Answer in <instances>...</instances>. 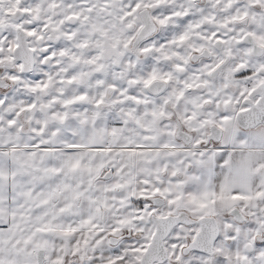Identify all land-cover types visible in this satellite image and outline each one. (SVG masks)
<instances>
[{
  "label": "rangeland",
  "instance_id": "rangeland-1",
  "mask_svg": "<svg viewBox=\"0 0 264 264\" xmlns=\"http://www.w3.org/2000/svg\"><path fill=\"white\" fill-rule=\"evenodd\" d=\"M258 1L264 3L0 0V79L10 84L6 91L0 90V144L31 134L37 142L53 143L57 134L66 136L72 146H98L110 168L123 163L119 160L125 151L138 154L140 146L157 145L153 142L157 139L148 137L150 132L163 131L166 140L161 145L167 148L200 149L185 154L183 165H188L180 170L181 177L160 173L145 186L144 181L134 180L136 188L143 191L142 199L135 202L130 229L117 234L122 241L116 246L108 239L89 241L83 264H140L155 233L153 217L181 212L193 219H217L220 235L214 254L194 251L184 255L183 249L194 240L199 227L180 225L165 241L169 259L164 264H264V221L251 218L240 222L228 212L202 216L208 212L204 206L212 196L211 161L202 151L218 144H206L209 130L217 127L221 131V147H247L264 144V124L240 128L232 119L231 109L236 103V86H227L225 76L216 83L206 75L197 76L219 60L196 67L188 63L192 53L215 40L227 45L240 41L246 19L254 17L250 24L256 23L253 11ZM144 9L151 10L157 33L134 48L132 43L143 27L140 13ZM17 14L20 17L15 19ZM18 27L26 32L35 52V68L30 74L22 72L20 63L15 69L8 66L18 45ZM48 28L55 30L56 42L45 34ZM238 63L235 60L232 66ZM157 80L164 81L167 90L161 97H149L148 86ZM260 80L256 71L239 85L246 89L249 83L255 85ZM199 85L207 91L198 94ZM139 99L145 101L139 104ZM175 116L179 123L174 122ZM177 128L194 135L190 144L176 140ZM153 196L163 198L165 205L154 206L150 200Z\"/></svg>",
  "mask_w": 264,
  "mask_h": 264
},
{
  "label": "crops",
  "instance_id": "crops-1",
  "mask_svg": "<svg viewBox=\"0 0 264 264\" xmlns=\"http://www.w3.org/2000/svg\"><path fill=\"white\" fill-rule=\"evenodd\" d=\"M32 135L0 144V264H83L89 241L122 238L117 234L130 229L143 191L134 180L145 186L160 173L181 177L185 154L200 151L162 146L166 134L160 130L148 135L157 145L140 146L138 154L125 151L123 163L110 168L98 146H72L57 134L53 143L37 142ZM175 138L188 145L194 135L177 128ZM203 150L211 161L212 196L202 216L228 212L235 218L238 211L245 221H264V144L218 142ZM155 198L161 197L150 200Z\"/></svg>",
  "mask_w": 264,
  "mask_h": 264
},
{
  "label": "water",
  "instance_id": "water-1",
  "mask_svg": "<svg viewBox=\"0 0 264 264\" xmlns=\"http://www.w3.org/2000/svg\"><path fill=\"white\" fill-rule=\"evenodd\" d=\"M19 14L15 15L14 18L18 19ZM140 17L143 20L144 27L141 33L133 43V47L136 48L142 42L149 39L156 32V24L154 23L149 9H144L140 13ZM49 36L52 42H56L57 37L55 36V30L48 28L45 32ZM17 37V47L13 52V59L9 67L16 65L17 63L22 64V72L25 74H30L35 68V52L29 45V37L26 32L18 27L16 29ZM167 90V84L164 81H154L149 86V92L153 96H160ZM260 97L256 104H251L247 111L240 112L237 115V124L240 128L244 130L253 129L257 126L264 124V85L256 89L252 94L253 97ZM211 134L214 135L215 142H219L221 139V131L217 127L211 128ZM211 136L209 137V141ZM209 143V142H208ZM112 171H110L105 176V180L112 177ZM152 203L156 207H162L165 205V201L161 198H155ZM237 221L243 222L245 219L238 211L232 213ZM153 223L155 225V233L152 240L141 257L140 264H164L168 261L169 255L168 250L165 246V241L169 238L172 231L180 226H193L197 225L199 227V232L193 241L183 249L184 255H189L190 253L196 251L205 254H214V246L220 235V226L215 217H202L200 219H193L187 213L181 212L177 215H171L166 217H153ZM122 241V238H112L110 244L112 246L118 245ZM40 262L43 260V253L39 254Z\"/></svg>",
  "mask_w": 264,
  "mask_h": 264
},
{
  "label": "flooded vegetation",
  "instance_id": "flooded-vegetation-1",
  "mask_svg": "<svg viewBox=\"0 0 264 264\" xmlns=\"http://www.w3.org/2000/svg\"><path fill=\"white\" fill-rule=\"evenodd\" d=\"M254 6L257 7L254 11L252 10L254 13L256 12V15L254 14L256 16L255 17L256 23L250 24L251 23L250 19L254 17L252 18L248 17L246 19L245 23L242 24L245 33L242 36V39H240V41L237 40L233 44L227 45L221 40H215L212 42L210 46L203 47L201 51L192 53L188 61L190 66L196 67L203 63L214 64L216 60H219L218 63L212 67V69H210L207 72H203V74L199 72L197 76L206 75L211 83H216L217 81L222 80L221 78L225 76L226 77L225 79L227 81L226 82L227 86H229L230 84L236 86L235 91L233 93L235 95L236 103L231 108L233 115L232 119L235 123H237V115L240 112L247 111L250 108L251 104H256L259 101L260 97L256 96L251 98V94L256 89L264 85V3L258 1V4ZM149 11L151 14V10ZM157 29L158 28H156L155 33H157ZM141 30L136 35L135 40L141 33ZM153 36H151L150 38H152ZM135 40L133 41V43L135 42ZM235 60L236 61L238 60L239 63L237 66H232ZM16 65L14 66L12 65L10 69H15ZM229 69H231V71L227 72ZM256 71L258 72V74H260L261 80L255 85L249 83L246 89L242 88L241 85H239L240 84L239 81L242 80L243 78H246L247 75L254 73ZM149 86L147 89L149 97L157 98L162 96V95L153 96L149 92ZM9 87L10 84L8 81H6L5 79H0V90L6 91ZM188 90L190 93L192 92L191 88H189ZM196 91L198 94H201V93H205L207 89L199 85ZM132 96L133 98H135L134 100L137 99L136 96L134 95ZM143 101H145V99L138 100L139 104H141V102ZM165 105L169 106L167 101L165 102ZM174 122L179 123L180 120L175 116ZM209 131H210L209 134L206 135V144H208V142L216 143L214 140V135L211 134V129ZM178 136L187 139L186 136H184L180 131L178 132ZM210 136L211 139L209 141L208 139Z\"/></svg>",
  "mask_w": 264,
  "mask_h": 264
}]
</instances>
